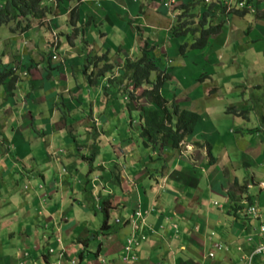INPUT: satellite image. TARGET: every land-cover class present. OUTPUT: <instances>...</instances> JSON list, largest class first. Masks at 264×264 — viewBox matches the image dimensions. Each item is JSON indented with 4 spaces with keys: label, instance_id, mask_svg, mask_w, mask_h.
<instances>
[{
    "label": "crops",
    "instance_id": "1",
    "mask_svg": "<svg viewBox=\"0 0 264 264\" xmlns=\"http://www.w3.org/2000/svg\"><path fill=\"white\" fill-rule=\"evenodd\" d=\"M173 1L170 9L165 0H85L78 3V13L80 22L85 16L92 18L93 32L108 30L103 31L104 41L99 44L107 55H115L113 59L106 58L114 67L113 72L130 55L138 54L145 40L154 46L150 52L152 57L159 58L161 51L167 59L178 57L176 70H168L170 79L161 88V95L176 102L181 109L197 113L193 132L185 140L193 145L190 151L172 148L168 138L155 150L142 145L137 136L139 126L135 124L140 111L131 100L120 107L114 100L119 98L117 82L122 71L115 79L109 77L113 72H107L89 85L81 67H65V72L60 73L61 65L50 63L42 54L39 59L26 63L29 58L26 38L18 32H9V50L0 49V63L10 64L17 70L16 74L11 70L5 78L11 75L17 78L0 83L1 264H47L52 261L46 254L48 246L57 247L59 243L70 247L67 251L75 264H234L235 248L239 245L248 248L247 234L256 232L259 222L264 221V189L255 185L264 179V152L258 153L264 147V130L260 128L259 118L253 123L242 115L244 119L233 123L231 116H222L227 111L255 109L243 94L241 99L233 96L238 105H231L227 110L215 103H211L212 108L204 109L203 98L205 84L216 76L209 65L219 63L225 55L229 61L226 48L233 44L238 45L241 53L243 50L253 53V46L264 45V27L254 23L247 28L245 21L237 25L236 20L245 15L216 16L215 11L211 21L213 25L220 24L218 32L209 36L203 49L187 48L179 55L178 45L182 41L172 37L169 28L174 6L187 0ZM4 2L0 0V5ZM74 4L75 0H68L61 4L60 10H68ZM57 26L56 22L53 28ZM112 30L119 38L110 42L106 35ZM241 35L250 44L236 39ZM255 35L259 36L256 38H260V44L251 42ZM253 62L252 58L248 79L260 76L264 84V74L255 71ZM76 63L77 56H74L69 65ZM259 65L264 69L263 61ZM222 78L229 80L225 74L219 76ZM72 102L76 105L69 108ZM83 109L88 111L87 116ZM213 113L221 116L220 119H211ZM113 124L116 133L111 136ZM85 125L91 128L81 129ZM236 125L238 129H232ZM84 130L90 131L85 138L88 146L97 145L98 153L92 161H86L90 158L87 148L76 149L71 142L72 139L82 144ZM113 137L117 141L113 142ZM124 138H130L129 145L117 151L115 146ZM56 146L64 151L55 159L51 150H56ZM127 147L130 151L125 153L123 149ZM103 156L106 157L104 164ZM154 161L158 162L149 164ZM121 163L123 169L119 172ZM103 165V171L98 172L96 169ZM92 166L95 175L88 179L87 167L92 171ZM108 166H113L114 177L107 173ZM95 187L94 205L101 203L100 214L105 216L98 227L101 233L114 236L104 253L99 235L89 238L84 225L87 221L76 224L70 221L76 218L78 206L85 210L80 218L87 220V207ZM248 199L259 207L260 220L244 216ZM137 212L140 217L136 216ZM98 227L94 228L95 232ZM5 231L12 240L7 251L3 245ZM129 238L134 242L126 252L124 247ZM89 240L95 244L90 245ZM214 242L223 243L225 249L210 259L206 254ZM22 245L20 262L15 253Z\"/></svg>",
    "mask_w": 264,
    "mask_h": 264
},
{
    "label": "rangeland",
    "instance_id": "2",
    "mask_svg": "<svg viewBox=\"0 0 264 264\" xmlns=\"http://www.w3.org/2000/svg\"><path fill=\"white\" fill-rule=\"evenodd\" d=\"M172 1L173 0H167V2H166V0H165V3H167V5H168V3L169 2L171 3ZM187 1H190V0H187ZM203 3L199 2L198 3L199 5L196 4V6H194L196 16H198V15L201 16L202 15V11L205 8ZM171 7H172V5L169 8L171 9ZM216 7L219 8V6H216ZM202 8H203V10H202ZM255 10L264 11V5L263 4L262 5H258L257 9H255ZM64 11L65 10H62L61 12H64ZM57 13H59V12L57 11ZM60 16H61V14L51 15V16H46L41 21L40 20H35V21L32 22V24L33 25L37 24V26L33 27L31 30H29L27 32V34H26V32L23 34V36L26 38V48L28 50L27 55L29 56V58L26 60V63H28L31 60L34 61L36 59H39L40 54H42V53L45 56V50H47L49 39L51 38V36L59 37V35H60V31L59 30H56V28H53L52 30L49 29V31H48L47 28H46V25H48V27H53V26L56 25V22H57L58 25H63L64 22H65V19L64 18H60ZM85 17H87V16H85ZM85 17H83L81 19V22H83V23L85 22V19H84ZM145 18H146V21H147L148 19H147L146 16H144V19ZM242 19H244V20L241 21ZM242 19L240 18V20H238V19L236 20L237 25L238 24L239 25L243 24L242 22L245 21L244 25L245 26L249 25V28H250V26H253L254 23H258L259 26L264 27V18L261 19V18L257 17L256 15L255 16L252 15L251 13H246V15ZM195 22L197 23L198 26L200 25V21L197 18H196ZM176 24H177L176 21H172V24L170 25V27H172V26H174ZM245 26H243L242 28H244ZM67 31H69V29H67ZM103 31L104 32H108V30L106 28H104ZM103 31H98V32H93L92 31L91 32V40H89L88 47H87L88 52L91 54V56H94V55L100 56L104 52V51H102L103 48L101 49V45L99 44V41H101V42L104 41L105 34H103ZM249 34H250V32H249ZM9 35H10V33L6 29V27L5 26H1L0 27V49L2 47H4V49L6 51L9 50V48H8L9 41H10V40H8V38L10 37ZM256 37H259V36L255 35V36L251 37V38H254V40L251 41L254 45H256L257 43L258 44L261 43L260 42L261 41L260 38H256ZM18 38L21 39V36L19 35ZM106 38L111 42L112 39L116 40V39L119 38V36L116 35L113 32V30H112L109 34L106 35ZM122 38H123V36H122ZM236 39H238V40L240 39L242 41H245V43H247V41H248L247 44H250L249 40H247V37L245 35H241V37H236ZM230 46H228V48H226V54L230 55V60L229 61H228L229 57L225 55L224 58L222 60H220L219 63H214V64L209 65V68L212 71H215V73H213V75L216 74V76H212L213 81L209 80L205 84L206 90H205V97L203 98L204 99V103H203L204 104V109L212 108L213 106L211 105V103H215V106H217V105H220V106L222 105L223 106L224 105L225 109L227 110V109H229V107L231 105H238L237 100H235V99L233 100V96L237 97L238 99L239 98L241 99L242 94H243L244 97H247V98H245V100L249 99L251 104L253 105V107L255 109L247 111V112H245V111L239 112L238 111L239 114H237V115L235 114L237 112L233 113V112L227 111V113H224V115H222V116H228V115L231 116V119H232L233 123L237 122L238 119H240V120L244 119V118H242L243 117L242 115L246 116L245 119L249 118L250 120H252L253 123L258 120L257 118H259L260 124H261L260 128L262 130H264V125H263L264 113L263 114L260 113V111L264 112V84H263V79L260 78V76L258 78L257 76H254V75L252 76L251 79L250 78L248 79V76H249L248 73H250L249 63L252 60V58L254 60L252 65H256L255 66V69H256L255 71H257L260 75L264 74V72H263L264 69H261L260 65H259V63L261 61L264 62V45H262L259 48L256 47V46H259V45L253 46L255 51H256V52L253 51V53L251 51H246V50H243L244 52L241 53L237 44H233V45H230ZM250 50H252V49H250ZM78 52L79 51H76V49L72 50V53L77 54ZM161 53L163 54L162 51H161ZM139 55H140V52H138V54L130 55V58L135 59ZM107 56L111 57L112 59L115 57V55L113 53H110ZM0 58H2L1 54H0ZM1 60L5 61V60H8V59H1ZM178 60L179 59H178L177 56L173 59V63L171 65V68L173 70H176V65H177ZM116 63L118 65H120V61L116 60ZM99 64H101V63H99ZM160 64L163 65L162 60L160 61ZM166 66L169 67L167 65V63H166ZM171 68H169V70ZM64 70H65V66L63 67V65H62L61 69H60V71H61L60 73H64L65 72ZM120 71H122V70L120 69ZM236 73L239 74V75L234 76V74H236ZM224 74L229 76V80H227V79L224 80L223 78L219 79V76H223L224 77ZM154 76L156 77L155 73H152L150 78H153ZM66 80H67V78L64 80V82H66ZM120 80H121V77L119 78V80L117 82L118 83L117 86L119 88H121L125 84V83H122V81H120ZM212 84H213V86H211ZM146 85L151 86V83L149 82ZM234 86H237V87L235 88V90H232V92H230L231 88H233ZM99 88H101L100 84H99L98 89ZM142 90H144L143 87H141L140 89L136 90L138 92V95H137V92H135V94L137 95V97H136L137 103H135L136 109L142 108V106H148L149 105L147 103V100L144 97V95L140 96V93L143 92ZM106 96L107 95H105L104 97H106ZM50 97H51V95L49 94L48 95V104L49 105L52 104V102L50 101ZM114 100L116 101L115 103H116L117 107H120L119 105H123L124 102L126 101L123 98L121 91L119 93V98L118 97L117 98L114 97ZM165 100H166L167 105L170 108L172 106V100L170 98H169V101L166 98H165ZM126 104L128 105V103H126ZM75 105H76L75 102H72V104H70L69 108H71V107L73 108ZM261 105H263V108L260 109L259 107ZM222 106H221V108H223ZM67 109H68V107H67ZM78 111H80V110H78ZM82 112H83V114H84V112H86L85 116L88 115V111H85L83 109ZM82 112H80L79 114H82ZM202 112L204 113V111H202ZM56 114L58 115V112H56ZM134 115L137 116V114L135 112H134ZM212 115L213 116L210 117L211 119H215L217 117L220 119V117H221L219 115H215V113H213ZM120 122H121V120H120ZM137 123H138V117H137ZM111 126H112V128H111L109 133H111V136H113V134L116 133V129H115L114 124L111 125ZM85 128H89L90 129L91 127L89 125H85L81 129H85ZM232 129L237 130L238 126L236 125ZM137 130H140V127H138ZM95 133H96V136H97L98 131H96ZM83 134H84V138H83L82 144L81 145L79 144V146H80V148H83V150L87 148L88 154L90 155V153L92 151V146L90 148L88 146L89 145V141L85 139L86 138V134H88V137H89L90 131L87 132V130H84ZM131 135H132V133H131ZM90 138L92 139L93 136L91 135ZM129 140H130V138L129 139L128 138L122 139L121 142H119V144H117V146H115V149L118 151L119 147L123 148L126 145L128 146L129 143H130ZM112 141L115 142V141H117V139H115L113 137ZM168 142H169V140L167 139V144L170 143V142L169 143ZM149 145L150 144L148 143V146ZM123 150H124L125 153L130 151L128 147L123 149ZM143 150H145V149H143ZM139 151L141 152V149ZM263 152H264V147L258 149V153L259 154H262ZM97 153H98V151L95 152V154H97ZM104 159H106L105 156L102 157V161H101L102 164L105 163ZM157 162L158 161H154V162H150L149 164H153V163H157ZM123 163H124V161H123ZM160 163L161 162L159 161V164ZM120 165L121 166L119 167V172L123 169V164L121 163ZM263 166H264V163H263ZM89 167H90V164H89ZM108 167L110 169L107 170V173L109 175H111L112 177H114L113 174H114L115 170L113 169V166H108ZM103 168H105V165L101 166L100 168H97V169L95 168V169L98 172L99 171L102 172ZM92 169H93L92 171L91 170L89 171V168L87 167L88 171H87L86 174H87L88 179H91V177L95 175V174H93V173H95V170H94L93 166H92ZM255 169H257V168H255ZM96 188L97 187H95V193H94V197L91 199V203L89 204L88 207L86 206L88 211H89L88 213H86L87 220H83V219L80 218V214L83 213L85 210L82 209L80 206H78L79 210H78L77 214H75V216H76V218L74 219L75 221L73 219H70V221H72L73 224H76L79 221L80 222L85 221V223H86V221H87V223L84 224V225H85L86 229L89 231L88 233H90L89 238L92 237L93 234L99 235L98 238H99V241L102 242V247H103L102 253H104V249L106 251L107 248L111 245L114 236H112V235H110L108 233H106V234L101 233L100 232V228L98 227L99 223L102 224V220H104L105 216L103 218V215L100 214V213L103 212L101 207H100L101 203L99 204V206L94 205V203L96 202V194H97V189ZM88 192L89 193L87 194V198L89 199L91 197V190L88 191ZM71 216H72V213H69L68 217H71ZM96 227H98V230H96V232H95L94 228H96ZM4 239L5 240L3 242V245H4V248H5V251H7L9 249V247H10L8 245V243H10L12 241V240H9V237L7 235V231L4 232ZM14 241H16V240H14ZM89 242H90V245H91V243H92V245L95 244L94 240H91V241L89 240ZM66 248H67V246H66ZM69 248L70 247H68V249ZM235 253H236L235 255H237V252H235ZM67 256L69 258H71L72 255L68 252ZM78 257L79 256L77 255V258ZM261 260L264 262V258L260 259V257H257L256 260H255L256 264H263ZM0 264H1V258H0Z\"/></svg>",
    "mask_w": 264,
    "mask_h": 264
},
{
    "label": "clouds",
    "instance_id": "3",
    "mask_svg": "<svg viewBox=\"0 0 264 264\" xmlns=\"http://www.w3.org/2000/svg\"><path fill=\"white\" fill-rule=\"evenodd\" d=\"M6 1V0H5ZM68 0H63L62 2L60 3H56L55 0H44V3L42 4H46L48 6H51L52 7V11L50 13H47L45 16H43L42 19H44L46 16H51V15H58V14H61L60 12L62 10L61 9V4H64L65 2H67ZM70 1V0H69ZM85 1V0H84ZM159 1H162V0H159ZM190 1H195L196 4H198L199 2H204V10L202 8V15H198L196 16V18L200 21V25L198 26L197 23L194 21V26L197 28V31L195 32V36L192 37V35H186L185 37H182V38H176V39H181L182 42L179 43L178 45V54L179 55H183L186 51L187 48H190V49H194V48H191L190 45L192 42H194L195 38L199 37L200 36V33L201 31L204 29V28H208L210 25L212 26H215V25H220V24H215L213 25L212 24V17L214 16L213 13L216 11L217 15L219 14H222V15H225V16H232V15H237V16H241L243 17L244 15H246V13H251L252 15H259L260 16V13L261 12H264L262 10H255L257 9L258 5H264V0H190ZM190 1H187V2H190ZM250 1V2H249ZM263 1V2H262ZM83 2V1H81ZM5 3V2H4ZM174 4V1H172L171 3L169 2V5H173ZM4 5V4H3ZM3 5H0V7H2ZM199 5V4H198ZM202 5V4H201ZM74 6H77V9H76V12H77V16H75L74 20H73V23L70 22V10L74 7ZM216 6H219V8H217ZM57 11L59 13H57ZM236 11H238L239 13H236ZM79 10H78V2L75 0V4L73 6H70L68 10H65L63 15L60 16V18H64L65 19V22L63 25H58L56 30H59L60 31V35L59 37H55V36H51V38L49 39V43H48V47H47V50H45V56L44 54L42 53V55L45 57V59H47L50 63H56L57 65H63V67H69L70 69H72L73 66H77L78 68L81 67V70H82V73L85 75V79L87 80V83H88V80H89V74L90 73H94L92 75V78H95V82L93 84L96 83V81H98L99 78L103 77L105 73L107 72H113L114 71V67L109 64L107 61H106V58H107V51H104L100 56H104L103 59L99 62L101 64H97L96 67L94 66V64L90 61V58H91V54L88 52V43H89V40H91V32L93 31V29H91L92 25H91V22H92V18L90 16H87L85 18V22H80L79 21ZM244 12V14H240ZM206 14L205 16V19H202L203 18V15ZM173 21H175V18H174V15L175 13L173 12ZM40 19V21L42 20ZM202 19V20H201ZM215 18H213V21H214ZM22 20L24 21V18H22ZM29 24L26 28L22 29L20 27H17L16 24L14 22L12 23H9V24H6V25H2V26H5L6 29L10 32H18L19 34L23 35L22 33H27L29 31V29L32 28L33 24L32 22L35 21V20H38V19H32V18H29ZM21 22L22 25H24V22ZM73 24V25H72ZM35 26H37V24H35ZM1 27V26H0ZM11 28V29H10ZM46 28L47 30L49 31L53 29V27H48V25H46ZM171 28H169V32L171 34L172 37H174L171 33ZM247 28H249V25L247 26ZM67 29H69V31H67ZM136 30H138V27H135ZM22 32V33H21ZM210 36V35H209ZM209 38V37H208ZM178 40V41H179ZM208 40V39H207ZM181 44H185L186 47L183 48V50L180 52L179 50V47ZM207 44V43H206ZM77 47V48H76ZM145 47V49H148L147 51V55L149 58L153 59L156 61L158 67L161 69V71H163V73L169 77L170 79V75H169V68H171V65H172V62L173 60L171 58L167 59L166 56H164L163 54L160 55L159 58H156L158 56H156L155 58L152 57L150 55V52L152 51L153 47L152 45H149L147 43V41L145 40L144 42V45H142V47L140 48V55L142 53V49ZM149 48H151L149 50ZM73 49H76V51H79L77 54L75 53H72V50ZM203 49V48H202ZM199 50V49H198ZM139 55V56H140ZM74 56H77V63L74 65V64H71L69 65V61L72 60V57ZM97 55H94L93 57H95ZM138 56V57H139ZM137 58V57H136ZM127 59H130L132 60V58H127ZM162 60V63L163 65L165 66H161L160 64V61ZM124 63V62H123ZM122 63V65H123ZM166 63L169 67L166 66ZM104 64H109L111 65V69L110 68H105V71L104 73H102V76L100 77L98 75V70L99 69H103V65ZM122 65L117 67L116 68V71L113 72L112 74L109 75L110 78L112 79H115L117 78V75H119L120 73V69L122 70ZM11 70L14 74L17 73V70L16 68H13L10 67V64L6 65V64H3V63H0V83H6V82H9L13 80V77H16V75H11V77H9L8 79L5 78L6 75L8 74H11ZM152 73H155L156 72H152ZM151 73V74H152ZM122 74V73H121ZM121 74H120V77H121ZM151 74H150V77H151ZM119 77V78H120ZM149 77V82L151 83V86L149 85H146L148 83H145L144 85H141V86H137V87H134V85L131 83V82H128L126 79H124L122 81V83H125L121 88H119V91H121L123 93V98L125 100H131V102H133L134 104L137 103L136 101V97L138 95V92L136 90L140 89L141 87L145 89H150L153 85V82L155 80V76L153 78H150ZM167 77V78H168ZM17 78V77H16ZM15 78V80L17 81V79ZM168 79V80H169ZM167 80V79H166ZM164 81V84L167 83V81ZM89 84V83H88ZM163 84V85H164ZM89 85H92V84H89ZM150 88H149V87ZM163 87V86H162ZM161 87V88H162ZM142 90V91H144ZM135 92H137V95L135 94ZM131 93V95H130ZM160 93H161V89H160ZM144 95L143 92L140 93V96ZM164 97V96H163ZM146 98V97H145ZM165 98V97H164ZM147 100V98H146ZM174 102V101H172ZM147 103L150 104L148 106H142V108H139L138 110L140 111V114L138 115L139 116V122L136 123L137 124V127L139 126L140 127V130H139V135H138V139L141 141L142 145L146 148H150V149H156L158 147H162L163 146V142H162V145L161 146H157L156 148L153 147L152 145H149L148 144H144V141L145 139H143V137H141L140 135V132L142 130V120H141V113H142V110L144 108H151L153 107V105L151 103H149V101L147 100ZM66 136H70L69 135V132L66 131ZM164 138H168V137H163V141H164ZM188 138L185 137L183 139H181L179 142H178V146L177 147H173L172 146V140H171V146L172 148H179V147H183L185 151H190L192 150L193 148V145L192 143H186L185 140ZM71 142L73 144V146L76 148V149H80V146L79 144L73 142V140L71 139ZM81 145V144H80ZM54 149L56 150H51V154L55 157V159L57 158V155L60 153V152H63L64 150L62 148H60L59 146H56L54 147ZM97 145L95 143H92V151L90 153V158H87L86 161H92V159L94 160V157L96 156L95 152L97 151ZM207 150H209L207 148ZM89 159V160H88ZM17 164V163H16ZM256 186H258L260 189H264V179H262L261 181H258L257 184H255ZM245 204H247V206L243 209V214L246 218H250V219H257V220H260V214H259V207L256 206L255 204H252L250 202V200H246L245 201ZM251 207H255L257 209V216L254 217L253 215L249 214L248 213V210L249 208ZM137 217H140L141 214L140 212H137L135 213ZM264 224V221L261 220L259 222V225H258V228H257V231L254 232H250L249 234H247L246 236V241L248 242V248H245L244 246H237L235 249H236V252H237V255H236V261L234 264H239L241 263L240 261V258L241 257H251L252 259V263L253 264H256V258L257 257H264V255H252V252H253V249H254V243L253 241H250L249 238L251 236H258L259 232H260V228L261 226ZM134 240L133 238H129L126 242V245L124 247L125 251L127 252L128 250H130L132 248V244H133ZM23 248V245L21 247H19L15 253V257L18 258V255L20 254L21 250ZM68 248H66V246H62L61 243H59V245L57 247H53V246H48L47 250H46V254L51 256L52 257V261L51 262H47V264H65V263H71V264H75V261L74 260H71L70 258H68L67 256V251ZM225 249V245L221 242H214L212 244V250L209 251L207 254H206V257L207 258H210V259H214L216 257V255L220 252H222L223 250ZM212 253V256H210L209 254ZM18 260L20 261V259L18 258ZM21 262V261H20Z\"/></svg>",
    "mask_w": 264,
    "mask_h": 264
},
{
    "label": "trees",
    "instance_id": "4",
    "mask_svg": "<svg viewBox=\"0 0 264 264\" xmlns=\"http://www.w3.org/2000/svg\"><path fill=\"white\" fill-rule=\"evenodd\" d=\"M55 1L58 4L63 0ZM76 1L80 3L84 0ZM42 3H44V0H6L4 5L0 7V26L14 22L17 27L22 29L26 28L30 21L29 18L40 20L43 16L52 11L51 6ZM194 6H196L195 1L183 2L174 6V18L177 22V24L171 28V33L174 37L182 38L186 35L195 36L194 34L197 28L194 26V21L196 19ZM76 9L77 6H74L70 10L71 23H73L75 16H77ZM236 13L239 12L236 11ZM240 14H244V12ZM260 15L261 17L264 16V12H261ZM205 16L206 14L203 15L202 19H205ZM22 18H24V21ZM22 21L24 25L21 24ZM219 26L220 25H210L208 28H204L200 36L195 38L194 42L191 43L190 47L194 49L204 48L209 35L218 32ZM184 47H186L185 44L180 45V52ZM150 49L151 48H149V50ZM147 51L148 49L144 47L139 57L132 60L126 59L124 61L120 81L126 79L128 82H131L134 87H137L148 83L150 74L156 72L157 75L152 87L143 91L144 97L147 98L153 107L144 108L142 110L140 116L142 120V130L140 135L145 139L144 144L149 143L155 148L162 145L164 136L172 140L173 147H177L181 139L189 136L193 132L198 115L193 111L181 109L176 102H172V106L169 108L165 98L160 93V89L168 76L161 71L155 60L148 57ZM103 57L104 56H91L90 61L96 67ZM110 66L109 64H104L103 69L98 70V75L102 76L105 68L111 69ZM93 74L92 72L88 75L89 84L95 82V78H92ZM237 114L239 113L237 112ZM237 209L238 208H236V210Z\"/></svg>",
    "mask_w": 264,
    "mask_h": 264
},
{
    "label": "built area",
    "instance_id": "5",
    "mask_svg": "<svg viewBox=\"0 0 264 264\" xmlns=\"http://www.w3.org/2000/svg\"><path fill=\"white\" fill-rule=\"evenodd\" d=\"M248 213L253 215L254 217L258 215L257 209L255 207L249 208ZM249 240L253 241L254 243L252 255H264V224L261 226L258 236H251ZM209 255L212 256V253H210ZM240 261L241 263L239 264H253L251 257H241Z\"/></svg>",
    "mask_w": 264,
    "mask_h": 264
}]
</instances>
